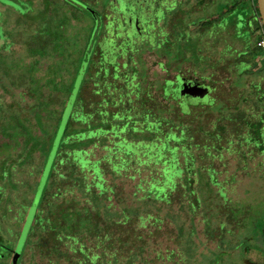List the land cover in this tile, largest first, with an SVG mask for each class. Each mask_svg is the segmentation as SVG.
Listing matches in <instances>:
<instances>
[{
	"label": "rangeland",
	"instance_id": "obj_1",
	"mask_svg": "<svg viewBox=\"0 0 264 264\" xmlns=\"http://www.w3.org/2000/svg\"><path fill=\"white\" fill-rule=\"evenodd\" d=\"M216 1L214 8L221 16L214 43H220L214 52L224 54L231 45L234 54L252 46L260 35L250 32L257 21V3ZM226 4L232 11L223 13ZM63 5L59 0H0V264H10L14 254L22 253L21 264H32L37 258L27 251L36 216L43 220L42 229L51 233L67 231L70 221H91L89 233L96 229L104 231L100 234L107 241L116 239V249L109 248L119 258L111 264H245L242 258L247 252L259 260L264 256V130L258 137L252 119L243 114L245 110L229 106V98L245 106L241 98L256 80L252 73L236 80L247 58L235 62L236 72L231 67L234 58L221 55V78L212 92L215 101L211 106L189 104L186 97H179L174 106L167 99L172 92L167 91L162 93L168 100L163 108L156 109V100L146 103L157 119L166 117L159 124L141 114L126 118L129 112L125 109L116 112L111 107L107 112L110 94L105 97V91H92L102 83L103 89L107 86L98 72L97 65L102 63L91 61L74 82L79 66L87 61L85 47L93 24L89 16L94 12L87 8L86 16L77 6L72 5L70 12ZM97 28L98 22L94 30ZM94 36L95 32L91 39ZM188 37L192 58L187 61L195 63L200 60L195 52L197 39ZM200 44L205 56L217 57L210 53L209 43ZM176 53L174 48L168 52ZM151 59L147 57L145 65L147 79L153 83L151 92L156 95L163 72L151 65ZM123 61L119 58L120 64ZM120 64L118 84L124 86L123 73L129 71ZM257 66L259 63L252 68ZM208 71L205 63L204 72ZM242 89L245 91L238 96ZM171 97L175 99L174 94ZM123 98L128 97L124 94ZM137 99L136 107L143 103ZM122 107L128 106L124 102ZM132 120L137 121H133L136 127ZM172 128L180 129L182 143L171 136ZM150 132L158 137L154 139L156 134ZM126 139L153 140L142 145ZM170 140L181 146L171 149ZM113 144L128 158H118V163L111 156L99 162L91 160L106 150L112 153L104 146L115 147ZM167 151L170 162L177 156L180 161L184 158L185 165L188 158L196 159L195 165L185 168L180 182L182 172L170 170L172 164L164 162ZM76 162L82 169H93L96 188L105 192L107 202L99 209L96 203L101 193L91 188L90 172L83 171L88 174L86 179L70 171V163ZM161 173L158 181L150 178ZM64 201L74 207L67 210L57 205L66 204ZM114 223L119 224L112 226ZM71 230L75 233L76 229L73 226Z\"/></svg>",
	"mask_w": 264,
	"mask_h": 264
},
{
	"label": "flooded vegetation",
	"instance_id": "obj_2",
	"mask_svg": "<svg viewBox=\"0 0 264 264\" xmlns=\"http://www.w3.org/2000/svg\"><path fill=\"white\" fill-rule=\"evenodd\" d=\"M59 1L68 6L71 9L70 12L74 10L73 6L83 9V13L85 12L86 14H84L86 16L87 13H89L86 11L87 8L94 12L93 16H89V18H92L93 24L90 25L89 40L86 42L85 52H87V61L85 62L87 65H90L91 61L102 63L101 65H97V67H99L98 72L102 74L104 84L106 83L107 86L104 89L97 88L92 89V91H105V97L110 94L106 100L107 112V108L111 107L115 108L116 112H118L119 109H125L129 112L128 115L132 117V119L134 115L141 114L143 118L145 116V118L150 116L156 121L157 114L151 111L150 106H147L145 102L146 98L143 99L142 105L136 107L137 98L140 99V96H138L139 92L134 90L135 88L125 89V91L134 92L126 94L128 98L124 99L122 102L119 101L120 97L116 96L115 93H108V91H118L120 87L123 88L127 84L134 85L135 83H142L143 88L141 90L148 94V102H154L156 97L151 92L153 83L151 84V80L147 79V66L145 65L147 57H152V59L149 60L151 65L163 72L161 80H158L162 83V87L157 88V91H162V93L169 91L170 94L172 92L171 96L174 94L175 99L171 96L167 97L171 103H177V100L181 97L175 94V88L172 84L179 78L181 80L180 85L188 80H194L198 83L209 85L210 94L212 95V92L216 88L215 84L217 80L221 78V55L225 57L227 54L229 57L234 58L235 53L232 54V52L236 49L228 43L225 44L230 46L224 54H220L221 50H218L216 53L214 52V48L220 43V40L214 43L215 37L219 34L218 28L221 16L220 12H216L214 8L217 3L216 0ZM92 4H94V7L91 6ZM229 11H232V6L229 4L224 5L222 12L227 13ZM86 19L88 21L90 20L88 18ZM97 22L98 28L95 31L94 29ZM205 28L207 29V33H204ZM231 29L230 27L227 31H231ZM94 32L95 36L91 39ZM220 33L222 34V32ZM188 36H194L195 39H197L195 52L199 54L200 60L195 63L187 61L189 58H192L190 56L192 51L187 48L186 44L190 39ZM201 41L209 43L208 48L210 53L212 52L213 56L217 54L216 58L213 57L210 59L211 54H207L209 55L208 57L204 55L206 53L204 49L201 51V47H203L202 44H200ZM173 48L177 53L175 55L168 54ZM202 57H206L208 61L204 62ZM119 58L124 60L121 64L119 63ZM205 63L208 65L209 69L207 73L204 72ZM119 64L121 65L120 67L129 71V73L122 72L126 76V84L124 86L118 84L120 77L118 75V73L120 74ZM109 76H111L110 79H108ZM155 80H157V78H155L154 81ZM97 84L95 86H97ZM165 101L168 100L165 98ZM124 102L125 106H128L127 109L126 107L120 108ZM194 103H198L202 106L207 105L196 100ZM208 106H211V104ZM140 111L144 112V115ZM145 111L149 113L146 114ZM160 117L161 115L158 116V118ZM133 121L136 120H132L131 122ZM127 122L128 121H126V123ZM141 123L144 124L143 121ZM132 124L133 127H136L134 122ZM148 143L151 142L149 141ZM148 143L146 142L145 144L148 145ZM152 143L155 144V142ZM158 177L160 178V174L157 177L152 174L150 176L152 179ZM139 181L142 185V180ZM217 194L221 198L219 193ZM225 194H228V192ZM9 252L11 256L13 254V248H10ZM242 260L245 264H260L259 260L264 264V256H260L259 260L253 259L248 252Z\"/></svg>",
	"mask_w": 264,
	"mask_h": 264
},
{
	"label": "trees",
	"instance_id": "obj_3",
	"mask_svg": "<svg viewBox=\"0 0 264 264\" xmlns=\"http://www.w3.org/2000/svg\"><path fill=\"white\" fill-rule=\"evenodd\" d=\"M257 11H258V9H257V7H255V12L257 13ZM259 27H260V29H262V32H264L263 27L260 23H259ZM256 31H257V29L255 28L252 32L256 33ZM226 56H227V54H226ZM243 57L247 58L246 66L244 68L242 67L241 69H239L240 71L238 70V68H236L237 69L236 70L234 67L235 62H238L237 60L240 58H243ZM258 63H259V67L257 66L255 68H252V66H255V64H258ZM86 65H87V63L84 62L79 66V68H78L79 70L75 74L74 82H75V80H77L78 75L83 76V73L85 72V66ZM228 65H227V67L229 68ZM231 67L236 72L239 71L236 73L237 82L239 80H241L242 76L245 75L246 73H252V74L256 75V80H253V83H251L252 85H250L251 87H248L247 95H245L241 98L242 101L246 102V105L245 106L242 105L243 107H240V106L235 104V101H233V99L229 98V106H232V107L234 106L236 108H241V109L245 110V111H243V114H246L248 120L252 119L253 131H254V133L256 132V134H258V137H259L260 134H262L261 131L264 130V125H263L264 124V122H263V120H264V113H263V111H264V88H263V84H262V80L264 79V52L259 47H257L256 39L254 40L252 46H250L249 48H247V49L243 48L242 50H239V51L237 50V52H235L234 60L231 64ZM74 82H71V84H70V86L72 88L75 86ZM142 86H143L142 83H135L134 85L127 84L123 88L120 87V90H118V91H120V93L117 95L120 97L119 101L122 102L124 100V98H123L124 94H128L129 92H134V91H129V92L125 91V89L133 87V88H135L134 90L139 92L138 96H140V98L142 100L146 98L145 102L149 103L148 99H147L148 94L141 90L143 88ZM103 87H105V86H101L100 88H103ZM160 87H162V83H160L158 81V88H160ZM244 89H242V91H238L237 95L242 96L243 91H245ZM109 92L114 93L117 91H108V93ZM155 97H156V105H157L156 109H161V106L163 108L165 97H163L162 91L157 92ZM251 101H253L254 104L256 103L258 105L256 107H254V105ZM172 104L175 106V103H172ZM251 104L254 107L253 111L250 110ZM232 107H230V108H232ZM145 112H146V114L149 113L148 111H145ZM244 112H246V113H244ZM141 113L144 115V112H141ZM125 115H126V118L129 117V115H127V114H125ZM164 119H166V117H162V116L160 117V119L159 118L156 119V124H159ZM157 127L161 132V125L157 126ZM240 131L242 132L241 129H240ZM150 133L156 134L153 136L154 139L156 137H158V135H157L158 133H155V132H150ZM169 133L174 138L181 140L180 137L182 135L180 134V129L177 130L175 128H172V130L169 131ZM165 136H166V134H165ZM152 140L153 139H149L150 142ZM81 141L82 140H79V141H77V143H79ZM120 141H117L115 143H118ZM127 141L136 142V140H132V139L127 140ZM258 141L261 142V139ZM138 143H141L142 145H144L146 143V141L145 142H143V141L138 142L137 141L136 144H138ZM167 143H169V145L172 146L171 149H174V148L181 146V145H178L173 140H170ZM181 143H182V140H181ZM113 145L115 147H105L104 146V148L110 149L112 153H110V152H108V150H106L105 154H103L102 156H100L96 159L91 158V160L92 161L97 160L99 162L102 158H106L108 156H111V158H113V160L116 163H118L120 158H122V159L128 158V157H125L124 155H122L120 152L117 151V146L115 144H113ZM260 145H261V143H260ZM260 145H258V146H260ZM254 148H256V147H254ZM73 149L74 148H72V150ZM259 149H260V151L262 150V148H259ZM78 150L81 151L82 149L79 148ZM84 151L89 153L91 156V152L89 151V149L85 148ZM116 153H120L121 156H118V155L114 156ZM165 155L167 156V158L164 162L167 165L172 164V165H170L172 167V168H170V170L175 169L177 171L182 172L181 177L178 178L179 182L184 177V174L186 173L185 168H187L188 165H195V161H196L195 158H194V160H193V158L192 159L188 158L187 165H185L184 158L182 161H180L179 156H177L176 160L170 162V160H169L170 152L169 153H168V151L165 152ZM71 158H72V156H71ZM76 163H70V168H71L70 171H72L74 173L77 172L76 173L77 175H82V177L85 176L86 179H87L88 174L83 173V171L86 170L87 172H90L89 175H92V178L90 181V184L92 185L91 188L93 189V191H95L99 194L101 193V196L98 197V199H97L98 201L96 203V207H98V209H99L100 205L102 206V204H104V202L105 203L107 202V201H104V199H103L105 192L96 188L95 185H96V183H98V181H97V178L94 179V177H96V176L93 173V169H89V170L86 168L82 169L81 164H79L78 162H76ZM164 168L165 167H163L162 169H164ZM175 170H173V171H175ZM212 170L216 171V169L214 167H212ZM112 173H114V175L118 176L115 172H112ZM160 175H162V173ZM208 176L210 177V174ZM155 179H156V181H158L159 177L155 178ZM160 180H162V178ZM114 187H115V185H114ZM51 188L49 189L50 191H52ZM100 198H102V200ZM47 201H51V200H49L47 198ZM51 204L55 205V202L52 201ZM57 205H60L62 209L66 208L67 210L74 207L73 204L71 206L69 205V203H66L63 205L62 202L58 203ZM38 219H39V216H36L35 220L32 221L31 235L29 238L28 246H27V251L30 253V255L34 258L37 256V258H35V260L32 262V264H111L113 262L118 261V258H119L118 254L116 252H112L111 249L109 248L110 245L112 248H113V246L116 247L115 246L116 239L109 237V239L107 241V239H104L105 235L102 236L100 234V232H102L104 234V231L98 232V231H96V229H93V231L91 233H89L91 231L90 230V224H92L91 221H90V223H81V224H80V222L78 223L76 221L75 222L70 221L68 224L69 229L67 231L51 233V232H46V229L45 230L42 229L41 224L43 223V220H38ZM94 219H97V218H94ZM78 220H80V219H78ZM86 221L88 222L89 220L87 219ZM96 223L101 226V224L99 222H96ZM117 224H119V223H114L112 226H115ZM139 224H140V222H139ZM72 225L76 229V230H74L75 233H72V230H71V227H73ZM94 228H95V226H94ZM111 230L112 229H110L109 231L111 232ZM89 240L91 241L90 243H88ZM0 246H1V244H0ZM113 249H116V248H113ZM21 256H22V253L19 255V257L16 261V264H21ZM123 256L124 255H121V257L123 259L126 258ZM128 263H129V260H128ZM10 264H13L12 261Z\"/></svg>",
	"mask_w": 264,
	"mask_h": 264
},
{
	"label": "water",
	"instance_id": "obj_4",
	"mask_svg": "<svg viewBox=\"0 0 264 264\" xmlns=\"http://www.w3.org/2000/svg\"><path fill=\"white\" fill-rule=\"evenodd\" d=\"M256 3L258 11L255 14V18L262 25L264 31V0H256ZM180 83V78L172 83L173 87L175 88L174 92L178 96L186 97L189 104H193L195 100L207 105H210L214 102L215 97L210 94L209 85L201 84L194 80H188L181 85ZM18 257L19 254L13 255V264H16Z\"/></svg>",
	"mask_w": 264,
	"mask_h": 264
},
{
	"label": "built area",
	"instance_id": "obj_5",
	"mask_svg": "<svg viewBox=\"0 0 264 264\" xmlns=\"http://www.w3.org/2000/svg\"><path fill=\"white\" fill-rule=\"evenodd\" d=\"M256 6V0H250ZM256 45L264 52V32H262L256 39Z\"/></svg>",
	"mask_w": 264,
	"mask_h": 264
},
{
	"label": "crops",
	"instance_id": "obj_6",
	"mask_svg": "<svg viewBox=\"0 0 264 264\" xmlns=\"http://www.w3.org/2000/svg\"><path fill=\"white\" fill-rule=\"evenodd\" d=\"M255 14H256V12H255ZM255 28L257 29L256 34H261L262 33V29H260V27H259V21H254L253 22L250 32H252ZM263 88H264V84H263Z\"/></svg>",
	"mask_w": 264,
	"mask_h": 264
}]
</instances>
